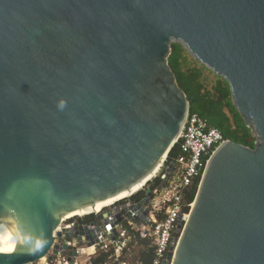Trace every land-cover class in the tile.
I'll return each instance as SVG.
<instances>
[{
  "label": "water",
  "instance_id": "95a60500",
  "mask_svg": "<svg viewBox=\"0 0 264 264\" xmlns=\"http://www.w3.org/2000/svg\"><path fill=\"white\" fill-rule=\"evenodd\" d=\"M171 42L255 134L210 159L173 264H264V0H0V223L19 241L0 264L40 261L63 217L167 157L188 112Z\"/></svg>",
  "mask_w": 264,
  "mask_h": 264
},
{
  "label": "built area",
  "instance_id": "2783aa9c",
  "mask_svg": "<svg viewBox=\"0 0 264 264\" xmlns=\"http://www.w3.org/2000/svg\"><path fill=\"white\" fill-rule=\"evenodd\" d=\"M227 142L205 119L187 112L177 157H166L138 192L99 212L63 217L49 253L33 264H173L177 228L182 232L192 208L185 196L198 190L210 159ZM147 190L151 198L145 202Z\"/></svg>",
  "mask_w": 264,
  "mask_h": 264
},
{
  "label": "trees",
  "instance_id": "16d2710c",
  "mask_svg": "<svg viewBox=\"0 0 264 264\" xmlns=\"http://www.w3.org/2000/svg\"><path fill=\"white\" fill-rule=\"evenodd\" d=\"M183 48L179 44H170V55L167 63L178 87L183 91L188 102V113L205 119L210 127L219 130L226 140L252 149L254 142L249 129L246 128L241 116L233 106L229 86L225 81H218L214 93L203 91L198 69L183 72ZM225 110H227L229 117ZM179 154L177 145H174L167 155L172 161ZM196 187H193L185 196L187 204H191L196 196Z\"/></svg>",
  "mask_w": 264,
  "mask_h": 264
},
{
  "label": "bare ground",
  "instance_id": "6f19581e",
  "mask_svg": "<svg viewBox=\"0 0 264 264\" xmlns=\"http://www.w3.org/2000/svg\"><path fill=\"white\" fill-rule=\"evenodd\" d=\"M155 168L141 183L131 188L122 195L107 199L105 201L96 203L93 206H88L71 213L70 216H82L89 213H96L101 211L115 202L122 200L131 194L138 192L156 173ZM19 249V241L17 231L11 223H0V253H12ZM43 262V260H41Z\"/></svg>",
  "mask_w": 264,
  "mask_h": 264
},
{
  "label": "rangeland",
  "instance_id": "374dc122",
  "mask_svg": "<svg viewBox=\"0 0 264 264\" xmlns=\"http://www.w3.org/2000/svg\"><path fill=\"white\" fill-rule=\"evenodd\" d=\"M173 44H179L183 48V55H184V61L182 63L181 69L183 72H189L193 69H198L201 71V78L200 82L203 87V91L214 93V88L218 81H224L223 78L217 76L212 70L205 67L203 64L199 63L189 52L186 48H184L180 43L177 42H171ZM225 113L231 117L227 110H225ZM250 131V130H249ZM251 138L255 140V134L251 133Z\"/></svg>",
  "mask_w": 264,
  "mask_h": 264
}]
</instances>
